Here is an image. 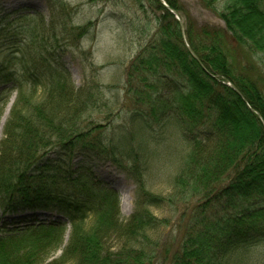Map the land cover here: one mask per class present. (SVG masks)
Wrapping results in <instances>:
<instances>
[{
	"label": "trees",
	"instance_id": "16d2710c",
	"mask_svg": "<svg viewBox=\"0 0 264 264\" xmlns=\"http://www.w3.org/2000/svg\"><path fill=\"white\" fill-rule=\"evenodd\" d=\"M134 1L145 13L153 11L158 29L128 69L126 95L136 106L127 111L129 132L109 136V126L94 115L114 118L113 104L99 84L77 87L57 50L42 46L29 58L18 50L0 62V121L17 94L0 141V208L5 215L56 212L72 224L57 257L65 222L49 226L35 242L0 230V264H157L154 235L168 219L153 209L195 200L170 264H229L235 252L264 244V88L232 61L230 51L233 42L264 60V0H201L225 28L199 25L181 0ZM50 5L54 15L59 12L52 34L57 37L58 27L63 38L75 31L67 26V4ZM1 16L9 27L27 17ZM90 25L79 26L77 36ZM169 117L183 124L189 152L168 197L148 188V161L135 140L154 139L155 126ZM79 156L111 160L134 181L135 209L128 219L122 218L118 192L99 186L91 166L76 164Z\"/></svg>",
	"mask_w": 264,
	"mask_h": 264
},
{
	"label": "rangeland",
	"instance_id": "374dc122",
	"mask_svg": "<svg viewBox=\"0 0 264 264\" xmlns=\"http://www.w3.org/2000/svg\"><path fill=\"white\" fill-rule=\"evenodd\" d=\"M63 1L70 13V17H67V26L69 29L70 26L76 29L73 32L70 29L69 33L64 34V38L61 27L55 30L57 37L50 30L52 21L55 22L54 25L57 24L59 13L58 10L55 12L56 15L52 13L50 0H0V62L5 60L4 56L7 53H17L18 50H22L28 58L35 55L42 46L57 50L62 58V66L69 72L77 87L99 84L106 98L113 104L116 114L114 118L109 119L103 113L94 115L95 119L109 126L107 130L109 136L129 132L131 124L127 111L136 106L126 95L127 73L134 59L157 33L158 24L153 11L149 9L148 13H145L134 0ZM181 2L199 25L208 24L225 28V22L219 13L207 8L201 0ZM223 7V2H217L218 11ZM3 12L11 14L12 19L27 17L17 19L9 27L7 21L1 22ZM89 22H92V25L88 32L82 37L77 36L78 27ZM43 23L46 25V31L42 28ZM5 27L9 28L2 31ZM230 45L232 61L240 69L251 71L264 88V60L261 56L249 53L236 43L231 42ZM16 98L17 94L14 93L3 111L0 141L4 136L5 121ZM88 123L89 121L86 122ZM184 133L183 124L176 118L169 117L164 126H155L154 139L144 141L137 137L135 140V143L141 142L139 148L148 161L149 169L145 173L147 186L157 194L169 197L176 192V179L189 152V142ZM121 158L125 164H129L127 159ZM75 162L77 165L91 166L99 186L118 192L122 218L128 219L135 209L134 181L111 160L83 159L79 156ZM77 196L87 197L85 194ZM196 203L197 200L187 204L174 202L153 209L157 216L168 219L167 225L154 235L159 242L157 264H170L172 255L179 249L185 236ZM64 222L66 231L63 243L61 248L53 253L54 257L62 253V249L69 241L72 224L68 219L51 211L21 210L5 215L0 208V230L6 234L10 232L17 234L18 238L15 240L38 241L45 235L49 226ZM229 264H264V244L250 250L235 252Z\"/></svg>",
	"mask_w": 264,
	"mask_h": 264
},
{
	"label": "water",
	"instance_id": "95a60500",
	"mask_svg": "<svg viewBox=\"0 0 264 264\" xmlns=\"http://www.w3.org/2000/svg\"><path fill=\"white\" fill-rule=\"evenodd\" d=\"M163 4H164L166 7H168V8L170 9V11H171L172 13H174V14L177 16L178 19L180 18V17H179V14L177 13V11L171 9V8L167 5V3H165V2H163ZM188 47H189V46H188ZM189 50H190L191 54L194 56V58H195L198 62L201 63L199 57L196 55V53H195L190 47H189ZM217 79H218V78H217ZM223 83H224V84H227L228 86H231L233 89H235L237 92H239V90L237 89V87H236L234 84H232L231 82H230V83L223 82ZM239 93H240V92H239ZM240 94H241V93H240Z\"/></svg>",
	"mask_w": 264,
	"mask_h": 264
}]
</instances>
